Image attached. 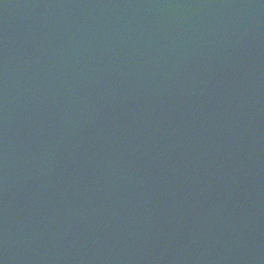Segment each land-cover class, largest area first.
<instances>
[{
    "label": "water",
    "instance_id": "1",
    "mask_svg": "<svg viewBox=\"0 0 264 264\" xmlns=\"http://www.w3.org/2000/svg\"><path fill=\"white\" fill-rule=\"evenodd\" d=\"M144 50L222 121L138 130ZM0 264H264V0H0Z\"/></svg>",
    "mask_w": 264,
    "mask_h": 264
}]
</instances>
